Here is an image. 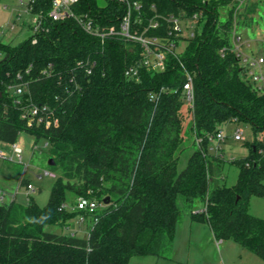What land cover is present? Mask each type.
<instances>
[{
    "label": "trees",
    "instance_id": "trees-1",
    "mask_svg": "<svg viewBox=\"0 0 264 264\" xmlns=\"http://www.w3.org/2000/svg\"><path fill=\"white\" fill-rule=\"evenodd\" d=\"M138 1L145 24L157 13L203 12L182 53L168 56L165 71L143 67L139 78L127 77L126 67L141 57L140 45L118 36L102 44L74 18L53 21L52 0L33 1L32 12L43 15L41 30L18 44L0 40V142L17 143L23 132L48 142L54 160L48 167L58 174L44 206L32 194L25 204L15 198L0 202V264H130L133 256L159 255L164 239L176 233L180 197L192 221L208 223L217 239H232L264 260V218L250 213L252 198L264 197V142L247 141L249 153L231 159L239 173L230 186L221 183L226 160L210 149V137L223 122L244 121L255 133L264 131V94L245 80L234 52H221L231 46L233 0ZM73 8L107 28L119 27L124 13L118 0H79ZM160 22L152 34L167 37L170 24ZM88 57L97 62L91 75L75 67ZM50 63L55 75L34 80L30 89L35 101L54 109L59 126H29L7 86L31 65L38 77ZM73 69L82 89L67 96L68 80L60 82L59 76ZM187 72L193 77V107L184 93ZM57 94L64 97L57 100ZM186 113L197 148L178 171ZM0 173L13 174L23 186L31 182L16 161L0 158ZM68 192L102 206L87 237L47 230L87 215L65 206ZM196 200L204 204L198 211L192 208Z\"/></svg>",
    "mask_w": 264,
    "mask_h": 264
},
{
    "label": "built area",
    "instance_id": "built-area-1",
    "mask_svg": "<svg viewBox=\"0 0 264 264\" xmlns=\"http://www.w3.org/2000/svg\"><path fill=\"white\" fill-rule=\"evenodd\" d=\"M34 0H28L26 10L34 15V23L32 26L33 34L37 33L43 27V15L32 12V4ZM53 7L49 12V16L53 21L66 20L67 18H74L78 25L85 32L98 37L102 44L114 36L125 41H133L140 45V59L136 64L130 65L125 69V75L130 78H139L140 71L143 67L148 70L162 72L167 68V61L169 55L178 57L182 51L181 43L188 42V39L195 34V30L200 24L203 12H195L192 15H187L185 12L176 14L157 13L149 19L148 23H144L145 11L143 3L138 0H118L124 7V13L121 17L120 26L115 25L111 27H101L95 22L94 18L87 13L77 14L73 8L79 0H52ZM250 0H233V28L231 31V46H225L221 49L222 54L232 51L237 56L239 65L243 71L245 80L248 81L252 87L264 94V34L256 39L243 37L238 28L240 26L248 27L253 22V14L248 11ZM160 19L166 20L170 25L168 28L167 37H161L152 34L153 29L161 27ZM15 29V24L12 25V30ZM36 42V39L33 40ZM3 56L0 50V58ZM97 62L91 57L78 60L75 64L76 69L83 70L85 75H91ZM54 64L50 63L48 66L40 71L38 77H34L32 73L33 66L31 65L24 71H20L15 76L14 80L8 84L7 92L12 98L13 103L21 110L22 118L27 121L29 126H59V119L55 116L54 109L48 102H37L33 99V94L30 85L34 80H39L42 77H52L55 75ZM73 69L66 77L60 75L59 79L62 82L63 78L68 80L65 86L67 96H73L76 92H80L82 85L78 79V75ZM65 82V81H64ZM184 93L186 102L189 106H194V88L193 77L187 72V81L184 85ZM62 95L57 94L56 99L60 100ZM151 99H156L155 94H151ZM227 138L226 128L219 126L217 132L210 137L211 151L217 154L220 153L221 143ZM233 138L236 141L245 140L244 130L240 127L235 129ZM257 139L264 142V131L259 132ZM200 142V139L198 140ZM48 142L44 146H48ZM13 150V155L0 149V158L11 161H16L23 164V146L18 141L10 144ZM14 155L16 157H14ZM49 176L57 178L58 174L52 170H44L39 177ZM28 195L35 191L32 182L26 186ZM4 192L0 189V202L3 200ZM67 207V205H65ZM101 207V204L96 199H90L84 196H79L75 203V210H83L87 215H79L81 221L89 220L90 226L95 218V212ZM73 208V209H74ZM90 228V227H89Z\"/></svg>",
    "mask_w": 264,
    "mask_h": 264
},
{
    "label": "rangeland",
    "instance_id": "rangeland-1",
    "mask_svg": "<svg viewBox=\"0 0 264 264\" xmlns=\"http://www.w3.org/2000/svg\"><path fill=\"white\" fill-rule=\"evenodd\" d=\"M99 2L102 5L105 4V0H99ZM27 3L28 0H0V40L18 44L33 35L34 15L26 10ZM253 6L255 9L250 11L253 14V22L248 27L240 26L238 28L239 32L243 33L244 39L247 37L256 39L264 34V0H250L249 7ZM13 24H15L14 30H12ZM187 43V41L181 43L180 51L185 49ZM186 115L188 120L185 122L182 145L185 149L181 154L178 171H182L187 166L189 157L197 148L192 119H190L191 114L186 113ZM219 126H223L227 131V138L221 143L220 150L226 160L222 170L225 180H222L221 183L230 186L237 182L239 173L238 166L232 163L231 159L246 156L249 153L246 142L258 140L259 132L255 133L251 124L244 121H227ZM237 127L244 130L245 140L236 141L233 138ZM19 142L24 149L23 164L20 163L23 167L22 177L29 176L35 187V191L31 194L39 205L44 206L49 200L55 182V178L49 176L39 177L44 170H51L48 167L49 148L44 146V140L36 142L35 137L26 132L21 133ZM0 149L6 151L9 156L13 155L10 144L0 142ZM14 157L16 156L14 155ZM8 179L11 180L8 181ZM12 179H14L13 174L6 175L5 178L0 177V185L3 186L0 189L6 192L7 201H10L11 196L18 192L17 201L23 204L27 203L26 186L22 185L19 178ZM76 197L72 192H68L66 205L71 208L70 210L75 207ZM179 203L182 213L174 237L167 236L164 239L159 255L133 256L130 264H264V260L234 240L217 239L208 223L191 220V209L185 204L182 197H180ZM193 206L203 208L204 204L200 200H196ZM250 213L264 218V197L254 196L252 198ZM80 219L81 217L77 215L67 224L60 223L49 226L47 229L57 233H74L77 236L86 237L90 223L89 220L81 221Z\"/></svg>",
    "mask_w": 264,
    "mask_h": 264
},
{
    "label": "crops",
    "instance_id": "crops-1",
    "mask_svg": "<svg viewBox=\"0 0 264 264\" xmlns=\"http://www.w3.org/2000/svg\"><path fill=\"white\" fill-rule=\"evenodd\" d=\"M0 177H1V178H2V177L5 178V175H3L2 173H0ZM9 180H11V179H8V181H9ZM12 180H16V179L14 178V179H12ZM0 187L2 188L3 186L0 185ZM17 197H18V192H16L15 194H13V195L11 196V200L14 199V198L17 200V199H18ZM11 200H10V201H11ZM3 201H5V202H9V201H7L6 192H4ZM192 208H193V210H197V211L201 209V207H196V206H193ZM69 209H71V208H69ZM191 220H192V219H191ZM178 224H179V222H178ZM191 225H192V224H191ZM48 227H49V226H48ZM47 230H48V229H47ZM177 230H178V225H177ZM177 230H176V233H177ZM49 231H50V230H49ZM53 232H54V231H53ZM88 233H89V231H88ZM88 233H87V234H88ZM176 233H175V234H176ZM87 236H88V235H86V237H87ZM131 259H132V258H131ZM130 261H131V260H130Z\"/></svg>",
    "mask_w": 264,
    "mask_h": 264
},
{
    "label": "water",
    "instance_id": "water-1",
    "mask_svg": "<svg viewBox=\"0 0 264 264\" xmlns=\"http://www.w3.org/2000/svg\"><path fill=\"white\" fill-rule=\"evenodd\" d=\"M50 163H51V164H54V160H53V159H51V160H50Z\"/></svg>",
    "mask_w": 264,
    "mask_h": 264
}]
</instances>
